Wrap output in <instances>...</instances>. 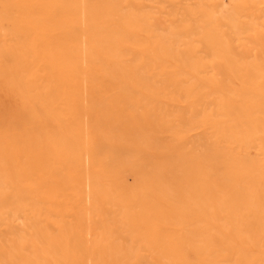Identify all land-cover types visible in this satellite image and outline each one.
Wrapping results in <instances>:
<instances>
[{
	"label": "bare ground",
	"instance_id": "bare-ground-1",
	"mask_svg": "<svg viewBox=\"0 0 264 264\" xmlns=\"http://www.w3.org/2000/svg\"><path fill=\"white\" fill-rule=\"evenodd\" d=\"M0 264H264V0H0Z\"/></svg>",
	"mask_w": 264,
	"mask_h": 264
}]
</instances>
